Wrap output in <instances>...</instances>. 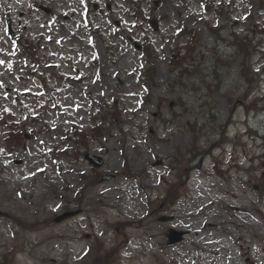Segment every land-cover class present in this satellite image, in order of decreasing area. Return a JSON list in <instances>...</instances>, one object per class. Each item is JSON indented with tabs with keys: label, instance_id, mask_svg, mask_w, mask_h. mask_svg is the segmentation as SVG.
I'll use <instances>...</instances> for the list:
<instances>
[{
	"label": "rangeland",
	"instance_id": "rangeland-1",
	"mask_svg": "<svg viewBox=\"0 0 264 264\" xmlns=\"http://www.w3.org/2000/svg\"><path fill=\"white\" fill-rule=\"evenodd\" d=\"M90 1L0 0V264H264L259 3Z\"/></svg>",
	"mask_w": 264,
	"mask_h": 264
},
{
	"label": "bare ground",
	"instance_id": "bare-ground-1",
	"mask_svg": "<svg viewBox=\"0 0 264 264\" xmlns=\"http://www.w3.org/2000/svg\"><path fill=\"white\" fill-rule=\"evenodd\" d=\"M215 195H213V196H211L210 198L212 199L213 197H214ZM211 201H213V199L211 200ZM214 208V207H213ZM215 209V208H214ZM235 210H239V206H237V205H235V208H234ZM207 214L209 215V217H210V215L212 214V212L211 211H208L207 212ZM182 217L181 218H183L184 220V225L185 226H187V220H190V219H192L195 215L194 214H192V213H187L186 215H181ZM214 227V226H213ZM213 233V232H212ZM195 234H196V236H197V238L199 239V237H200V233L198 232V231H195ZM215 234V233H214ZM212 235L213 237H211V238H215V235ZM217 234H219V232H217ZM203 239V238H202ZM212 250V249H211ZM133 252H134V256H130V255H128L129 256V258H131V259H136L137 257H138V255H140L141 254V249L139 248L137 251H135V250H133ZM146 254H149L148 252H146Z\"/></svg>",
	"mask_w": 264,
	"mask_h": 264
},
{
	"label": "water",
	"instance_id": "water-1",
	"mask_svg": "<svg viewBox=\"0 0 264 264\" xmlns=\"http://www.w3.org/2000/svg\"><path fill=\"white\" fill-rule=\"evenodd\" d=\"M87 157L90 158V160H91L92 162H94L95 164H97V165H100V164L102 163V159H101V158H98L97 156H92V155L88 154ZM95 158H98V160H95ZM63 217H65V215L59 217L58 220L62 219ZM174 235H175V234H173V235L171 236V241H173V240H175V239L181 237V236H180L181 233H179V237H178V236H174Z\"/></svg>",
	"mask_w": 264,
	"mask_h": 264
},
{
	"label": "trees",
	"instance_id": "trees-1",
	"mask_svg": "<svg viewBox=\"0 0 264 264\" xmlns=\"http://www.w3.org/2000/svg\"><path fill=\"white\" fill-rule=\"evenodd\" d=\"M194 37H195V36L192 37L191 42H193ZM180 54H181V53H180ZM4 118H5L4 115H3V114H0V123H1L2 119H4ZM103 119H105V118H103ZM98 127H100V125H96V127H95L94 129H97ZM84 135H85V132H84Z\"/></svg>",
	"mask_w": 264,
	"mask_h": 264
},
{
	"label": "flooded vegetation",
	"instance_id": "flooded-vegetation-1",
	"mask_svg": "<svg viewBox=\"0 0 264 264\" xmlns=\"http://www.w3.org/2000/svg\"><path fill=\"white\" fill-rule=\"evenodd\" d=\"M4 263H5V261H4Z\"/></svg>",
	"mask_w": 264,
	"mask_h": 264
}]
</instances>
